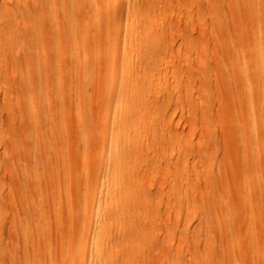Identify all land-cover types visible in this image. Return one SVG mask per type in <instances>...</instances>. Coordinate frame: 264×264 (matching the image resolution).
Returning a JSON list of instances; mask_svg holds the SVG:
<instances>
[{
    "label": "rangeland",
    "instance_id": "rangeland-1",
    "mask_svg": "<svg viewBox=\"0 0 264 264\" xmlns=\"http://www.w3.org/2000/svg\"><path fill=\"white\" fill-rule=\"evenodd\" d=\"M147 1L0 0L2 264H11L8 248L15 252L14 263L24 264L30 250H35L22 238L25 227L29 236H44L45 225L54 224L56 212L62 220L74 215L75 236L91 233L85 206L98 199V181L122 170L128 177L126 186L115 188L113 199H128L105 214V230L117 244L108 248L112 258L128 260L126 264L228 263L229 227L234 225L235 236H247L238 227L241 178L252 168L264 177V114L260 116L264 101L260 91L253 90L258 119L256 130L251 131L243 79H231L230 61L238 46L229 30L232 2ZM235 1L236 13L244 11L242 3L250 10H261L262 22L249 25L264 31V0ZM112 3L117 10L110 14L109 27L104 20L97 25L95 9L100 12ZM68 16L79 21L76 29ZM75 30L92 40L80 49L90 62L88 86L84 74L79 79L72 72L77 58L70 36ZM241 44L249 52L247 35ZM123 48L131 59L128 72L133 80L121 88L139 89L141 96L130 111L124 109L126 97L113 119L108 109L116 99V81L122 80L114 72L126 67L128 60L118 56ZM43 62L46 71L41 77L37 64ZM73 91L80 93L90 116L85 139L77 135ZM238 92L243 93L241 101ZM33 103L35 112L30 111ZM240 106L243 126L238 123ZM32 119L38 122L34 129L28 123ZM117 123L123 131L112 132ZM111 141L120 152L119 167L114 152L107 150ZM23 154L26 162L19 160ZM103 159L107 170L101 166ZM13 163L28 171L29 189L8 185ZM63 182L72 191L71 204L64 194L57 199V183ZM212 199L219 209L210 204ZM111 210H117V215H110ZM259 219L258 229L263 230L264 215ZM224 224L227 232L222 230ZM128 236H133V242L119 245ZM139 236L144 239L137 240ZM243 239L239 238L242 246Z\"/></svg>",
    "mask_w": 264,
    "mask_h": 264
},
{
    "label": "bare ground",
    "instance_id": "bare-ground-1",
    "mask_svg": "<svg viewBox=\"0 0 264 264\" xmlns=\"http://www.w3.org/2000/svg\"><path fill=\"white\" fill-rule=\"evenodd\" d=\"M155 2L156 0H148L146 4H153ZM231 2V8L229 12V24L231 23V26L229 25V30L232 32L233 41L237 42L238 44L236 51L232 55L234 59L230 61L233 71L231 79L235 80L237 77L243 79L242 86L247 96L245 106L249 114L248 125L251 131H255L258 118L255 113L256 105L252 97L253 90H259L261 99L264 101V31L259 25L251 28L249 24L262 22V14L259 8L256 9V11L248 9L246 3H242L244 11H242V13H236L235 11H233L236 1L231 0ZM116 5L117 4L114 3L110 4V6H107V8L100 11L101 13L97 9H95L96 12L95 14H93V16L97 22V25L100 24L101 20H104L107 26L111 24L112 17L110 16V14H115V11L117 10ZM129 8L130 6L128 5L127 9ZM77 10L78 5L76 2H74V12H76ZM70 19L71 16H68V21ZM70 23L76 29L79 21L71 19ZM37 35L40 41L41 38H43L40 30L37 31ZM244 35H247L250 40V44L248 47L249 52L247 53H245L246 51L241 44ZM70 37L73 48L75 49V57L77 58V60L72 61L75 62V64L73 65L75 67L73 68L72 72L77 76L76 78L79 79H81V76H83L84 74L85 78L87 79L85 83L88 86L92 81V79H90V76L87 74L90 67V62L85 54L82 55L80 53V49L82 47L90 45L92 40H90L86 34H82L79 31L76 32V30L75 33ZM59 42L57 43V45L60 50L61 43ZM221 43L223 47L227 46V42L225 39L224 41L222 39ZM3 45L4 47L8 46V44L5 42H3ZM224 53L227 54V47L224 48ZM118 56L127 57L128 60L126 62V67H122L121 70L116 71V73L114 72V74L118 75V77H120L122 80L116 81V99L114 104L108 109V111H110V113L112 114L113 119H116L119 116L117 112L122 109L126 97H129V99L125 101L124 109L130 111L131 108L138 103V99L141 96L139 94V89H137V92H135V90L130 88L131 86L121 88L126 84L131 85L133 74L128 72V66L131 59L128 57V53H126L125 48H123V50L118 53ZM70 57L72 58L73 54H70ZM41 66H46L45 62H43V64H37V73L42 77V75H44V72L46 71V68L44 67L42 69ZM86 89L87 90H84V93L88 95V88L86 87ZM71 93V96L73 97V107L75 108L76 112L75 122L78 124L77 135L85 139V127L86 123L90 119V116L89 114L87 115L84 111V107L80 99V93H78L77 91H73ZM242 95L243 93H236V98L238 101H241ZM31 97L32 94L26 97V101L29 102V105L32 102ZM30 111H36L34 103L30 106ZM241 112V106L237 107V113H239L238 123L239 125L243 126L242 120L240 119L242 116ZM262 114H264V108H262L261 110V118L263 116ZM32 120L33 121H28V123L34 129L38 127V122L34 121V119ZM261 129L264 133V122L261 126ZM119 130L123 131L122 129H120L119 124H113L112 132ZM107 150L110 152H114L116 156L115 158L117 159V161L115 162V167H119L121 163L120 161H122V159L118 160V157H120V152L117 150L116 143L111 141ZM19 160H21L22 162H26V155L23 154L19 158ZM252 160L255 163L254 157L252 158ZM101 166L106 170L107 168H109L107 159L102 160ZM10 167V181L8 185L11 186V188L15 186H21L22 188L29 189L30 175L28 174V171L22 166L20 167V165H18L17 163L11 164ZM68 176L69 177L67 178L69 179L73 177L71 171L69 172ZM127 179L128 177L125 170H122L119 173L113 174L111 176V179L107 176L98 181V199L96 201H92L90 205L88 204L87 206H85L89 210L90 220L92 221L93 225V230L88 235L75 236V229L73 226L74 215L71 214L67 217V219L62 220L58 212H56V214L54 215V224L48 227L47 225H45L44 236H29L28 228L25 227L26 236H22V238L26 245L29 246V248L34 247L36 251L30 250V256L24 260V264H126L128 260H117L112 258L108 254V248L115 242L112 241L109 232L105 230V221L107 219V216H105V214L108 213V208L110 210L113 205L117 208V204L121 200L128 199V196H124L119 201L113 199L114 192L116 191L115 188L119 187L120 189H123L126 186ZM68 189L69 188H67V185H65L64 182L60 185L57 183V199L59 198V194H64L66 195L65 202L67 204H71L70 194L72 193V191L71 189ZM103 198L105 199L102 201ZM0 199L2 198L0 197ZM59 202L60 199L57 204ZM210 204L213 205L216 209L220 208V205L217 204L215 199H212L210 201ZM17 205L18 204H14L13 207ZM238 205L239 210L242 213L241 220L239 219L238 221V227L245 229L247 236H235L236 234L234 233V230L236 228H234V225L229 227L232 231V235L229 236L227 242L229 261L228 263H225L222 260L220 261V264H264V229H258V225L260 222L259 217L264 215V177L257 168L248 170L245 173L244 177L241 178V198ZM210 207L212 208V206ZM117 213V210H113V212L111 210L110 215H117ZM115 218L119 219L117 217ZM22 221L25 223L24 220ZM221 227L223 231H228L227 226L225 227V224ZM81 233L82 230L79 229L77 234ZM101 236L107 237L101 239ZM241 237L244 238L243 240H245L244 246L240 245L239 243V238ZM205 238L209 239V236H205ZM139 239H144V236L137 237V240ZM100 240L102 243L98 244ZM133 240V236H128L122 243H119V245H129L133 242ZM1 253L2 251L0 250V254ZM8 254L10 263L15 264L14 260L16 257L14 250L8 248ZM194 255H197L195 251ZM245 257L247 258L248 262H244L243 258ZM0 264H2L1 261ZM169 264L176 263L171 262Z\"/></svg>",
    "mask_w": 264,
    "mask_h": 264
}]
</instances>
